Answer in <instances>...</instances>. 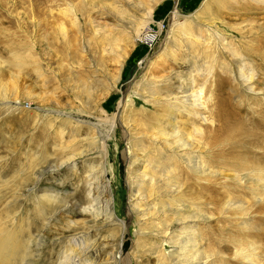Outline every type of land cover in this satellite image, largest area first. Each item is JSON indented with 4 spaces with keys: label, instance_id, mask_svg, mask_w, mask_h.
<instances>
[{
    "label": "rangeland",
    "instance_id": "rangeland-1",
    "mask_svg": "<svg viewBox=\"0 0 264 264\" xmlns=\"http://www.w3.org/2000/svg\"><path fill=\"white\" fill-rule=\"evenodd\" d=\"M149 14L145 32L165 31L153 44L138 40ZM112 46L122 62L108 54ZM238 65L254 76L248 86L233 76ZM191 80L205 89L204 110L182 102ZM229 107L235 111L226 124L242 125L225 134L223 119L213 115ZM263 121L264 0H0V223L16 231L8 252L22 258L3 264H66L74 236L103 245L97 260L113 254L119 264H178L181 243L157 231L169 239L183 226L194 239L192 255L209 264H264V202L248 177L264 167ZM173 129L201 141L200 159L215 173L184 169L152 140ZM143 164L148 174L168 172L181 183L179 193L150 203L149 215H159L151 228L138 224L129 206L131 173ZM98 167L114 225L69 214L88 204ZM175 203L183 207L180 218L196 221L180 226L159 206Z\"/></svg>",
    "mask_w": 264,
    "mask_h": 264
},
{
    "label": "bare ground",
    "instance_id": "bare-ground-1",
    "mask_svg": "<svg viewBox=\"0 0 264 264\" xmlns=\"http://www.w3.org/2000/svg\"><path fill=\"white\" fill-rule=\"evenodd\" d=\"M174 17L176 19L178 18V14H176L175 12L173 13V18ZM146 19H147V21H144L143 26L141 27V29L138 32V40H142L144 42H148V43H152L153 44L156 41H158V39L161 38L162 34L165 31H164V29H162L160 27L157 32H152V31H146L145 32L144 29L149 27L150 23L152 22L153 14H149ZM162 22L165 23V21H162ZM162 22L159 21L158 25L161 26ZM174 31H176V29L173 30L171 37H173ZM169 40L170 41L168 42L166 47L169 48V52L173 53L172 49L170 48L172 46L170 44V42H172V41H171V39H169ZM172 40L174 41V39H172ZM175 45H176V43H175ZM116 48H117V51H116L115 47L107 49V51H111V52H108V54H111L113 51H114V53L118 54L119 56L117 55L118 56L117 61L120 63V62L123 61L124 54H119V47L116 46ZM121 51H124V49L122 48ZM223 51H226V50H223ZM19 55H21V54H19ZM117 56H116V58H117ZM20 58H17V59H20ZM20 60H19V63H21ZM22 62H23V60H22ZM240 66L241 65H238V66H236V68H234V72L233 73L235 75H233V76H234V78L236 77L235 79L238 82H240L242 85H247L248 86L249 83L253 82L254 76L252 74H249V73L245 72ZM189 84H190V88L189 89L192 88L193 90L191 92L189 91L190 93L185 94V95L182 96L184 98V100L182 102L184 104L193 105L191 107H195V109L198 110V111H199V109L204 110L205 108H207V101L203 100L204 99V91H205V89L201 88L200 91L195 90V88H193L192 80H191V82ZM173 98H175V97H173ZM229 104L231 106L230 102H228V105ZM184 106H187V105H184ZM229 108L231 110H217V112L213 115V119L214 120H216V117H218V116L219 117L221 116V118L223 119L224 126H222L220 131H222L225 134L233 131V129L241 128V125H242V122H240L241 120L235 121V123H236L235 125L236 126H234V127L226 124V122H225L226 117L231 116L232 115L231 112L235 111V109L233 107L232 108L229 107ZM198 113H200V112H198ZM205 117H206L205 119H208L207 116H205ZM263 123H264V121H263ZM175 124H177V123L175 122ZM196 130L197 131H201L202 129L200 127H196ZM165 136L167 138H165ZM192 137L193 136H191V135L181 134V130L180 129H175V130L173 129L169 133L163 134V137L161 136V134L160 135L154 134V136H152V138H153L152 140L154 142H156L161 148L166 150L167 153L168 152L171 153V155L169 154V156H171L172 159H174L175 161L180 162L181 164L183 163L182 166H184L183 167L184 169H188L190 172H195L196 174H202V175H209V174L215 173V171L213 172L212 170H208L207 168H205L206 165L204 166V164L202 162V159H200V156H199V152H200V147L201 146L199 147L198 144H200L201 141L195 140L197 138L194 139ZM212 142L213 141H211L210 143H212ZM141 149H142V156H144L146 151H147V146H143ZM136 161H137V159H136ZM143 167H144V169H143L142 172L137 173V174L131 173L132 174V176L130 178V185H131L130 197H131V201L129 203V206H130V212L133 215H136L139 218V222L140 223L138 222V224H140L141 226H143L145 228H147L149 226L151 228L154 225V222L152 220L154 218L157 219L159 215L156 216V214H155L154 218H152L150 216L151 214L149 212H150L151 209H153L150 206V203H152V201L155 199V196H157L159 194L163 193V194H165L167 196V195H170L171 193H174L175 191H178V193H179V191H180L179 187H181V183L178 181V179H179L178 176H174V178H173L172 175H169V173L165 171L166 172L165 175L159 176V178H157L154 175H152L153 173L152 174L149 173V174H151V175H149L145 171V167L147 168L146 164ZM245 167H246V165H243V166L241 165L240 169L244 170ZM94 169L96 170L94 175H93V178H92V180L93 179L94 180L93 181L90 180L91 182L88 185V186L94 185L93 187L91 186L90 189L88 188L90 190V193H92V191L94 193H92L91 195L89 193V195L87 196L86 199H87L88 204L83 206V207H80V209H77L76 211L69 212V214L70 215H74V214L91 215L93 217L94 222H99V221L102 222V221H104V224H108V225L109 224H113L114 225L116 220H115L114 213H113V210H112V205H113L112 201L113 200L111 198L109 185L106 184L105 171L102 169V167H98V168H94ZM240 169H238V170H240ZM91 171H92V169H91ZM170 171L172 172V170H170ZM92 173H93V171H92ZM248 177H250L252 180H254L257 183L255 188L253 187L255 189V191H257L256 192L257 196L255 194L256 198L258 199V201L264 202L263 201L264 200V192L260 193L261 190H264V167L263 166L262 167H254L251 170V173H248ZM172 178L175 179L174 180L175 182H173ZM161 183L164 184L166 186V188L164 190L162 189L161 191L159 189H158L159 191H156L157 185H161ZM179 183H180V185H179ZM41 195H42V197L43 196H49L50 199L47 198V201L45 202V204L47 203L49 206L54 208V205H53V200H54L53 196L54 195L50 196L49 191H45ZM170 196H172V195H170ZM38 197H40V196H38ZM158 198H159V196H158ZM247 200H248L247 202L250 201L249 199H247ZM174 202H176V201L174 200ZM249 203H251V202H249ZM67 204H65V206H67ZM160 204H162V203H160ZM178 204H180V203H177V204L175 203V204H172V205H169V206H164V205H159V206L161 207V211H163V212H166V211L172 212L175 215V217H177L175 219L176 224H178L180 226H183L184 224H187L188 222L196 221V220L190 221L189 220L190 218L187 221H186L185 218H180L179 217L180 216L179 213L181 212L183 207L181 205H178ZM241 205H238V206L235 205V206L240 208ZM233 208L235 209V207H233ZM67 209L68 208H66V209L63 208V210H67ZM260 211L264 212V203L260 205ZM54 212H56V211H54ZM56 215H54V214L50 215V216H52V217H50V220L51 219L53 220L56 217ZM46 218H49V216H46ZM158 225H159V223H158ZM5 228H6V226H4L3 223H0V263L3 264V262L7 261V259L11 260L13 258H15V262H17V260H19V262H20V260L22 259L21 256L17 255L15 252H8L10 248H14V242L12 240V237L15 236L16 231H14V230H10L9 231V230H7ZM141 229H143V228H141ZM157 232H159L157 234V237H161V239H164V241L168 240L171 243L172 242L181 243L180 244V246H181L180 250L175 249L176 250L175 251L176 263H178V264H180V263L181 264H209V262H210L209 257L208 258L207 257H203V256L200 257L199 253H198V255L195 254V256H194V255H192L193 254L192 253L193 247H190L188 249V247H189L188 244L193 242L194 239H193V237H189V238L187 237L188 234H190V233H188V228L187 227L185 228L183 226L181 229H179V234H177V235L175 234V235H172L171 237H169L167 235L169 239L162 238V236L165 237L166 235L164 236V234L163 235L160 234L159 230ZM136 233H137L136 234L137 236H138V234H140L138 231ZM164 233L166 234V232H164ZM167 233H168V231H167ZM141 234H144V232L142 231ZM172 234H174V233H172ZM175 237H178V239L177 238L175 239ZM73 238L74 239L71 240V244H69L70 245L69 248H68L69 252H66V253H68V255H67L68 256L67 257L68 261H67L66 264H119L117 256H114L113 254L111 255L110 258H107L106 260H99V259L97 260L96 259L98 254L99 253L101 254L102 251H103L102 249H104L102 247L103 245H101L97 241L94 240L93 243L92 242L90 243L91 240L89 241V239L86 236H84V237L83 236H81V237H75L74 236ZM183 239H184V241H183ZM180 240H182V241H180ZM190 240H192V241H190ZM172 244H174V243H172ZM148 245H150L151 247L153 246L152 243H149ZM27 247H26L25 253L28 255L29 249ZM64 255H65V252H64ZM61 261H63V260H61ZM24 264H29V261H27Z\"/></svg>",
    "mask_w": 264,
    "mask_h": 264
}]
</instances>
